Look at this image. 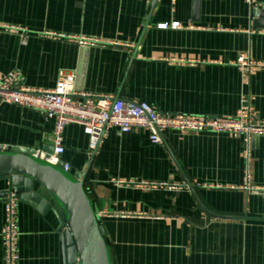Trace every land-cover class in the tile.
<instances>
[{"label": "crops", "instance_id": "1", "mask_svg": "<svg viewBox=\"0 0 264 264\" xmlns=\"http://www.w3.org/2000/svg\"><path fill=\"white\" fill-rule=\"evenodd\" d=\"M241 56L264 64V0H0V76L18 72L28 89L53 90L68 72L80 94L212 118H234L250 94L264 120V71L246 85ZM54 126L0 105L4 149L52 153ZM64 146L71 173L86 176L111 264H264V137L247 147L168 131L157 145L145 130L110 128L92 157L84 128L71 124ZM9 188L0 181V193ZM31 194L20 197L18 264H68L58 203L38 185Z\"/></svg>", "mask_w": 264, "mask_h": 264}, {"label": "built area", "instance_id": "2", "mask_svg": "<svg viewBox=\"0 0 264 264\" xmlns=\"http://www.w3.org/2000/svg\"><path fill=\"white\" fill-rule=\"evenodd\" d=\"M251 6L254 0H246ZM160 30H178V23L159 24ZM9 31L19 32L16 28L6 27ZM62 39L61 36L49 35ZM92 42V41H90ZM94 43V42H92ZM237 66L245 84L250 77L264 71V64L241 56ZM23 78L18 72L0 76V105H16L41 112L55 123L53 132V152L38 155L52 165L63 164L64 172H71V166L64 162V132L67 126H82L89 136V154H97L110 128H117L120 134L132 130H145L153 144H163V134L168 131L181 134L227 135L233 139H242L247 147L257 137H264V120L255 116L253 98L250 94L242 96L241 106L234 118H212L194 115H170L156 111L147 103L116 98L114 96H96L80 94L75 90V75L60 72L57 85L53 90H35L23 86ZM6 224L2 232L4 246V264L19 262V204L20 197L13 190L4 197Z\"/></svg>", "mask_w": 264, "mask_h": 264}, {"label": "water", "instance_id": "3", "mask_svg": "<svg viewBox=\"0 0 264 264\" xmlns=\"http://www.w3.org/2000/svg\"><path fill=\"white\" fill-rule=\"evenodd\" d=\"M52 154V153H49ZM0 181L19 197H30L35 185L56 200L66 228L68 264H111L105 230L85 190L86 176L64 172L34 151L0 147Z\"/></svg>", "mask_w": 264, "mask_h": 264}]
</instances>
